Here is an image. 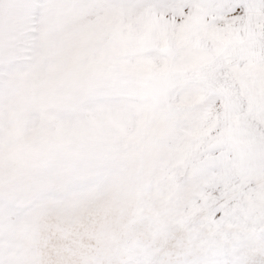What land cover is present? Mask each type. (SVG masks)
Segmentation results:
<instances>
[{"label":"snow or ice","instance_id":"snow-or-ice-1","mask_svg":"<svg viewBox=\"0 0 264 264\" xmlns=\"http://www.w3.org/2000/svg\"><path fill=\"white\" fill-rule=\"evenodd\" d=\"M0 264H264V0H0Z\"/></svg>","mask_w":264,"mask_h":264}]
</instances>
